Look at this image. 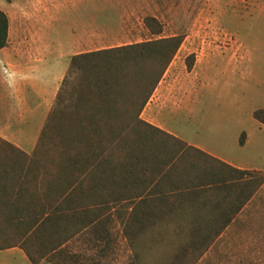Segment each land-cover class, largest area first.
Returning <instances> with one entry per match:
<instances>
[{"label":"trees","instance_id":"obj_1","mask_svg":"<svg viewBox=\"0 0 264 264\" xmlns=\"http://www.w3.org/2000/svg\"><path fill=\"white\" fill-rule=\"evenodd\" d=\"M144 23L154 35L163 31L154 16ZM9 25L0 8L1 50ZM183 40L171 35L72 55L32 153L0 136L2 208L18 212L17 220L0 221V249L19 246L33 264H102L119 226L134 264L147 247L170 240L178 248L171 264L197 263L262 187L264 171L235 168L141 117ZM194 61L186 58L188 69ZM254 117L264 123V108ZM24 185L30 200L22 219L23 201L12 199ZM214 194L232 204L224 220L186 217L187 197ZM81 239L95 253H78Z\"/></svg>","mask_w":264,"mask_h":264},{"label":"rangeland","instance_id":"obj_2","mask_svg":"<svg viewBox=\"0 0 264 264\" xmlns=\"http://www.w3.org/2000/svg\"><path fill=\"white\" fill-rule=\"evenodd\" d=\"M9 2L26 7L34 16H47L42 25L37 19L33 25L36 32L44 26L52 55L70 57L79 49L111 45L97 40L98 32L111 27L126 29L121 36L126 43L182 35L183 43L156 91L164 112L183 105L188 78L200 79L210 61L215 70L193 113L180 110L163 120L186 139L216 151L235 147L242 157L264 164V127L254 117L255 110L264 108V0H0V8L4 10ZM147 16L162 23L161 34L154 35L145 27ZM190 54L195 57L193 74L186 64ZM239 55H243L241 75L228 71L220 58L236 61ZM242 134L248 139L245 146L240 142ZM242 220L234 238L235 250L257 251L259 258L243 256V264H264V187ZM117 230L118 226L117 242L102 264H134L135 250ZM177 249L172 240L147 247L136 264H171Z\"/></svg>","mask_w":264,"mask_h":264},{"label":"crops","instance_id":"obj_3","mask_svg":"<svg viewBox=\"0 0 264 264\" xmlns=\"http://www.w3.org/2000/svg\"><path fill=\"white\" fill-rule=\"evenodd\" d=\"M4 11L9 16L10 25L8 45L2 48V50L0 49V136L17 145L26 153H32L40 134L39 132L43 127L62 79L66 74L71 56L85 52L86 50L83 51L82 49H79L76 53L71 54L70 57L65 55L61 56V54L52 55V45L50 41H47L45 38L44 26L36 32L33 25L35 19H37V21H39L38 23H41L42 25L45 23L47 16H34L26 7H17L10 2L5 7ZM40 11L43 13V10ZM125 34L126 29L123 27H111L105 31H100L97 33V40L104 43L108 41L111 45L96 47L93 50L128 44L126 42H121V36L124 37ZM91 39L93 38L91 37ZM78 43H81V46L84 45L81 40H78ZM242 56L243 55H239L236 61L225 57L220 58L226 62L228 71L241 75L243 71L240 70L239 62L242 59ZM213 70H215V66L210 61L207 63L204 70H202L200 79H198V76L196 75L188 78L189 80L187 82L183 105L180 108L172 107L168 112H164V103H162L161 96L158 97L156 95L160 82L146 106L143 107L144 109L141 113V117L151 124L164 129L174 136L185 140L190 145L201 149L207 154H210L235 168L264 171V164L254 162L244 156L242 157V155H239L238 152H236L235 147L234 149L229 148L228 150L216 151V149H211L195 140H189V138L186 139L179 133L170 129L167 123L163 120V116L175 115V113L180 110H186L187 113H193L196 109V104L200 101L201 96L210 85L209 78L213 77L210 72ZM194 71L195 69L192 68L188 72L189 74H193ZM260 123L264 127V123ZM243 136L244 141L241 142ZM242 137L240 138V142L245 146L247 145L248 139L245 141L246 136L244 134H242ZM26 186L27 185L21 187V191L18 189L12 199V201L14 199H21L23 201L25 208L23 213L25 217L22 219L27 218L26 209L28 208L25 207V205L28 204V201L30 200ZM207 186L210 187L211 185L201 187ZM263 187L264 184L239 211V213L233 217L232 221L217 236L215 241L205 251L196 264H243V256L249 255L248 257H253L255 260L259 258V255L255 250L254 252L242 248L239 251L235 250V247L237 246L234 245V238L237 229L241 228L243 225L242 218L244 211L254 203L258 193ZM18 191H20L19 195H17ZM41 199L43 200L42 194H39V202ZM7 201V196L4 195L0 197V221L17 220L18 212L2 208V205ZM186 205L188 206L186 211V217L188 219L201 218L210 221L224 220L227 212L232 209L231 202L228 203V201L221 199L219 195L215 194L207 197L203 196L201 198L187 197ZM30 213L34 212L31 211ZM19 230L24 231L25 229L24 227H21ZM8 231L12 234L14 228H8ZM82 241L83 239L76 243V251L78 253H95L94 250H87V245ZM238 247H241V245ZM19 261H21L22 264H33L24 249L19 246L0 249V264H19ZM40 264L54 263L43 259Z\"/></svg>","mask_w":264,"mask_h":264}]
</instances>
